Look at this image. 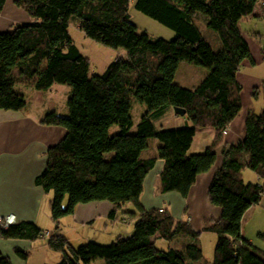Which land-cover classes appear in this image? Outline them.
Segmentation results:
<instances>
[{"label": "trees", "instance_id": "obj_1", "mask_svg": "<svg viewBox=\"0 0 264 264\" xmlns=\"http://www.w3.org/2000/svg\"><path fill=\"white\" fill-rule=\"evenodd\" d=\"M6 1L0 0V11ZM132 1L15 0L31 20L0 33V109L27 106L20 83L36 90L57 83L71 87L68 113L49 111L41 118L43 124L66 130L61 142L48 150L47 166L36 179L37 185L54 192L56 228L81 203L110 201L112 218L127 203L135 207L128 212L136 219L133 233L111 244L88 241L75 246L58 232L46 245L62 254L58 264H264V251L242 234L244 214L264 196V109L249 113L245 138L225 147L222 166L210 183L209 200L222 209L220 219L204 227L217 235L211 263L203 261L200 232L189 222L147 209L140 201L145 179L158 160L164 161L159 191L183 197L198 175L215 164L217 146L243 108L238 72L245 60H253L239 22L264 0H134L137 10L174 31L170 40H152L138 32L130 20ZM73 22L87 36L123 47L126 54L104 73L91 76V62L71 36ZM184 61L204 67L195 84L177 82ZM133 101L147 106L135 132ZM175 107L186 110L191 124L158 129L156 120ZM115 124L120 130L110 135ZM204 127L216 131L214 141L202 152H190L197 130ZM151 137L160 145L157 153L145 156ZM109 153L113 156L107 158ZM246 167L260 182L243 179ZM0 234L37 240L46 233L34 222L23 221L0 228ZM160 238L169 242L167 249L156 246ZM17 253L28 258L26 251ZM0 264L13 262L0 252Z\"/></svg>", "mask_w": 264, "mask_h": 264}, {"label": "crops", "instance_id": "obj_2", "mask_svg": "<svg viewBox=\"0 0 264 264\" xmlns=\"http://www.w3.org/2000/svg\"><path fill=\"white\" fill-rule=\"evenodd\" d=\"M30 20L29 14L17 6L15 0H7L0 11V33L13 29L18 23ZM239 27L249 42L253 60H245L238 72L237 78L243 88L241 92L243 108L225 130L223 141L217 146L215 164L208 172L198 175L188 196L183 197L177 192L159 191L164 161L158 160L145 179L140 198L147 209H163L176 221L189 222L194 230L200 232V237L213 233L211 234L213 237L210 236L213 244L217 242L216 233L205 231L204 227L207 223L220 219L222 209L214 206L209 200L210 183L216 171L222 166L225 147L236 145L245 138V125L249 113H260L264 109V2H259L252 14L243 17ZM200 77L189 80L190 84L198 82ZM182 81L185 83L186 80L183 78ZM20 87L25 93L27 106L22 110L0 109V214L15 215L16 223L34 222L48 233V236L42 238L43 240H28L4 238L0 234V252L9 256L13 264H58L62 260V254L46 245L51 235L59 232L75 246L93 240L103 242L97 236L104 231L117 237L121 236L118 235L121 230L117 223L119 219H125L127 216L120 217L118 211L112 218L110 213L113 210V203L107 200L81 203L76 206L72 215L63 217L59 228H56L52 218L54 192L46 191L37 185L36 179L47 166L48 150L61 142L66 130L58 125L43 124L41 118L49 111L67 114L68 107L59 109L55 98L49 95V91H52L56 84L45 90H36L24 83H20ZM173 113L174 109L169 110V114ZM187 124L188 120H176L174 127ZM215 134L213 128H199L190 152L204 151L214 141ZM145 153L146 151L145 156L154 155ZM242 177L246 182L248 180L260 182L258 174L248 167L242 170ZM125 207L128 209L127 212L135 209L134 205L133 208L127 205ZM246 217L248 220L245 229L244 224L242 225V234L254 244L257 239L262 240L264 244V238L260 237V233H264V196L258 205L246 211L244 219ZM111 226L115 230L110 229ZM258 248L264 251V248ZM17 249L28 252V258L23 259L17 253Z\"/></svg>", "mask_w": 264, "mask_h": 264}, {"label": "rangeland", "instance_id": "obj_3", "mask_svg": "<svg viewBox=\"0 0 264 264\" xmlns=\"http://www.w3.org/2000/svg\"><path fill=\"white\" fill-rule=\"evenodd\" d=\"M129 14H130V20L137 26L138 32L139 33L146 32L147 34L150 35L152 40H156L158 38H164L170 40L174 37V31L171 28L165 26L156 19L137 10L135 8L134 0L130 3ZM70 33L75 43L77 44L78 48L80 49L81 53L86 57H88L91 62V67H90L91 76L95 74L104 73L107 67L113 61H115L117 57L126 54V49L123 47H118V46L114 47V46L106 45L102 42H99L91 38L90 36H87L85 32L78 27L76 22H73L70 25ZM203 69L204 67L184 61L181 64L179 72L177 74V82L181 83L182 85L188 86L192 79L195 78L198 79L201 76V72ZM183 78L186 80L185 83L182 81ZM70 93H71V87L69 85L58 84V83L56 84V87L52 89V91H49V95L52 98H55L57 107L61 110L64 109L65 106L68 107V98L70 96ZM146 111H147V106L145 104L139 103L137 101H133L132 103L133 127L131 129L132 132L137 131L138 124L141 122ZM176 120H187V117L181 115H175V113L171 115L169 114V111H167L160 119L156 120L155 125L158 129L177 128L174 127ZM119 130H120L119 125L115 124L110 128L109 133L110 135H114L118 133ZM159 145L160 142L157 138L155 137L149 138V147L146 150L145 154L157 153ZM112 156L113 153L107 154V158H110ZM126 205L129 206V208H133L132 203H127ZM127 211L128 209L126 207H124L122 210L119 211L120 217L127 216V218L119 219L117 223L118 224L117 227L121 230L118 232L119 233L118 235L121 234V236L123 237L124 236L127 237L133 233L134 224L136 222L135 218H132L131 215L128 216ZM247 220H248L247 217L245 219L243 217L242 225L244 224V229ZM110 229H114V227L111 226ZM211 234L213 233L204 234L202 237H200V241L202 243V248H203V261H207L210 263L212 262L216 247V244H213V242H211V238L213 237ZM47 236L48 233H46L44 237ZM97 238L102 240L103 242L101 241L99 242L96 240L93 241L107 245L114 242L115 239H117V236L115 234H111L109 232L104 231L103 233H99ZM39 240H43V239L41 238ZM262 243L263 241L260 239L259 240L257 239L255 241L256 246L260 248L261 247L264 248V244ZM178 244L179 241H174L172 245L179 247ZM156 246L159 249H167L169 246V242L162 238L156 239Z\"/></svg>", "mask_w": 264, "mask_h": 264}, {"label": "built area", "instance_id": "obj_4", "mask_svg": "<svg viewBox=\"0 0 264 264\" xmlns=\"http://www.w3.org/2000/svg\"><path fill=\"white\" fill-rule=\"evenodd\" d=\"M160 212H164V210L160 209ZM15 223H16V216L15 215H13V214H7V215L0 214V228L1 229H6Z\"/></svg>", "mask_w": 264, "mask_h": 264}, {"label": "water", "instance_id": "obj_5", "mask_svg": "<svg viewBox=\"0 0 264 264\" xmlns=\"http://www.w3.org/2000/svg\"><path fill=\"white\" fill-rule=\"evenodd\" d=\"M174 111L176 114L181 115V116H184L186 114V110L179 108V107H175Z\"/></svg>", "mask_w": 264, "mask_h": 264}]
</instances>
